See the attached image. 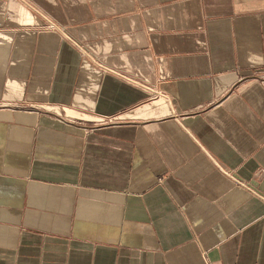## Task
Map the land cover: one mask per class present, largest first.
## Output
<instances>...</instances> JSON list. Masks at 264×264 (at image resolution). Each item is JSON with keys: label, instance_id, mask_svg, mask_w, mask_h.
<instances>
[{"label": "crops", "instance_id": "0c3cea01", "mask_svg": "<svg viewBox=\"0 0 264 264\" xmlns=\"http://www.w3.org/2000/svg\"><path fill=\"white\" fill-rule=\"evenodd\" d=\"M0 264H264V0H0Z\"/></svg>", "mask_w": 264, "mask_h": 264}]
</instances>
